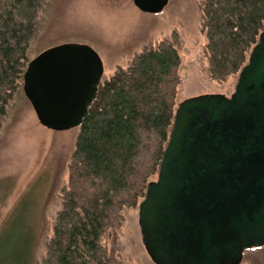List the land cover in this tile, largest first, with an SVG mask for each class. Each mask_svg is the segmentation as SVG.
Wrapping results in <instances>:
<instances>
[{"label":"water","instance_id":"water-1","mask_svg":"<svg viewBox=\"0 0 264 264\" xmlns=\"http://www.w3.org/2000/svg\"><path fill=\"white\" fill-rule=\"evenodd\" d=\"M161 13L170 0H132ZM104 63L89 45L63 43L33 58L23 91L51 131L79 128L97 98ZM138 224L154 264H241L264 247V30L234 93L182 101Z\"/></svg>","mask_w":264,"mask_h":264},{"label":"trees","instance_id":"trees-1","mask_svg":"<svg viewBox=\"0 0 264 264\" xmlns=\"http://www.w3.org/2000/svg\"><path fill=\"white\" fill-rule=\"evenodd\" d=\"M46 1L0 0V129L14 96L23 91ZM201 14L210 76L224 82L240 73L258 43L264 0H204ZM180 64L173 37L146 47L127 69L102 80L78 128L43 264H124L117 237L110 246L103 239L120 228L124 209L139 207L158 175L178 107ZM19 237L28 250L19 264H30L31 234L20 226Z\"/></svg>","mask_w":264,"mask_h":264},{"label":"rangeland","instance_id":"rangeland-1","mask_svg":"<svg viewBox=\"0 0 264 264\" xmlns=\"http://www.w3.org/2000/svg\"><path fill=\"white\" fill-rule=\"evenodd\" d=\"M203 1L170 0L161 13L149 14L132 0H47L31 57L63 43L86 44L101 57L103 79H109L119 68L127 69L146 47L175 37L181 57L177 104L200 95L230 96L239 74L224 82L210 76ZM77 135L78 128L57 132L42 126L24 91L11 101L0 129V264H19V256L28 251L19 245L20 226L32 237L30 264H43ZM122 216L120 228L110 231L103 243L110 246L115 235L124 264H154L143 246L138 207L124 209ZM241 264H264V247L246 252Z\"/></svg>","mask_w":264,"mask_h":264}]
</instances>
